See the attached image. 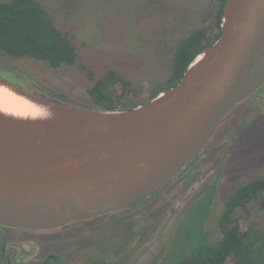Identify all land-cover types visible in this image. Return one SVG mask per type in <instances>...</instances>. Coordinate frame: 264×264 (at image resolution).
<instances>
[{"label": "water", "instance_id": "water-1", "mask_svg": "<svg viewBox=\"0 0 264 264\" xmlns=\"http://www.w3.org/2000/svg\"><path fill=\"white\" fill-rule=\"evenodd\" d=\"M219 28L174 86L131 109L68 107L0 77V88L32 106L28 115L0 110V227L88 221L185 169L229 111L264 86V0H227Z\"/></svg>", "mask_w": 264, "mask_h": 264}, {"label": "rangeland", "instance_id": "rangeland-1", "mask_svg": "<svg viewBox=\"0 0 264 264\" xmlns=\"http://www.w3.org/2000/svg\"><path fill=\"white\" fill-rule=\"evenodd\" d=\"M39 1L58 26L73 35L82 63L95 78L109 68L125 71L138 91L139 103L148 102L149 90L169 76L179 42L204 25L205 14L214 15L218 8L215 0ZM214 27L209 28L210 34ZM0 77L60 105H91L86 89L92 82L73 66L53 69L0 52ZM47 93L63 98L53 99ZM0 105L4 106L2 95ZM263 175L264 86L235 105L197 157L145 197L140 207H126L53 232L48 235L47 253L62 254L57 264L175 263L181 251L172 242L187 244L189 214L209 200L202 229L208 241L219 240L218 219L227 195L240 183ZM237 217L241 230L253 227L264 232V210L257 204ZM261 234L258 243L264 240Z\"/></svg>", "mask_w": 264, "mask_h": 264}, {"label": "trees", "instance_id": "trees-1", "mask_svg": "<svg viewBox=\"0 0 264 264\" xmlns=\"http://www.w3.org/2000/svg\"><path fill=\"white\" fill-rule=\"evenodd\" d=\"M226 1L215 0L218 8L214 15L205 14L204 25L195 28L179 42L169 76L149 90L148 100L174 86L200 51L215 42L220 33V16ZM212 24H215V30L210 34L208 30ZM0 52L15 59L31 58L53 69L73 66L83 71L92 82L86 89L91 105H82L80 109L126 110L141 104L136 101L138 91L125 71L109 68L95 78L94 73L82 63L73 35L58 26L39 0L0 1ZM48 95L53 99L63 98V95ZM206 202L202 209H195L189 214L191 221L189 235L185 238L187 244L173 240L172 244L176 243L181 253L180 258L170 264L263 263L264 240L261 243L258 241L264 232L253 227L241 230L237 215L248 213L253 204L264 210V175L240 183L227 195L218 219L221 238L214 242L208 241V235L202 229V222L209 213V200Z\"/></svg>", "mask_w": 264, "mask_h": 264}, {"label": "flooded vegetation", "instance_id": "flooded-vegetation-1", "mask_svg": "<svg viewBox=\"0 0 264 264\" xmlns=\"http://www.w3.org/2000/svg\"><path fill=\"white\" fill-rule=\"evenodd\" d=\"M7 81L10 82L9 80ZM143 202L144 198L131 206L138 207ZM71 225L50 231L0 227V264H57L62 259V254L47 253L50 249L47 246L48 235L53 232L63 231Z\"/></svg>", "mask_w": 264, "mask_h": 264}, {"label": "bare ground", "instance_id": "bare-ground-1", "mask_svg": "<svg viewBox=\"0 0 264 264\" xmlns=\"http://www.w3.org/2000/svg\"><path fill=\"white\" fill-rule=\"evenodd\" d=\"M0 95L4 98V106L0 105V110L18 115L32 114V106L21 98L0 88Z\"/></svg>", "mask_w": 264, "mask_h": 264}]
</instances>
